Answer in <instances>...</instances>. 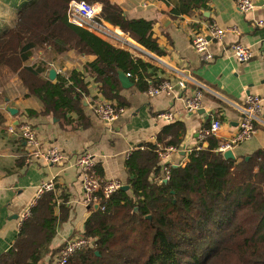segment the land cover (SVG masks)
Here are the masks:
<instances>
[{"label": "trees", "instance_id": "trees-1", "mask_svg": "<svg viewBox=\"0 0 264 264\" xmlns=\"http://www.w3.org/2000/svg\"><path fill=\"white\" fill-rule=\"evenodd\" d=\"M70 1L34 0L19 10L15 24L0 34V73H17L28 93L41 100L44 113L62 116L79 110L87 93L84 72L108 97L118 91V70L137 89L147 90L152 66L69 23ZM83 1L101 2L106 21L157 52L151 21L126 17L111 0ZM205 1L177 0L170 12L187 13L205 7ZM36 48L48 49L49 60L68 50L93 59L84 63L83 71L75 69L52 81L42 76L47 61L26 64ZM212 138L205 140L207 146L192 147L183 164L169 166L166 181L160 174L158 143L131 154L126 162L130 193L119 189L100 199L82 234L94 247L78 250L68 264H264V150L248 159L225 158L215 151ZM54 205L50 192L37 199L12 245L0 255V264H37L59 218Z\"/></svg>", "mask_w": 264, "mask_h": 264}, {"label": "crops", "instance_id": "crops-1", "mask_svg": "<svg viewBox=\"0 0 264 264\" xmlns=\"http://www.w3.org/2000/svg\"><path fill=\"white\" fill-rule=\"evenodd\" d=\"M33 1L0 0V34L11 28L19 10ZM111 1L122 8L126 17L152 22L157 52L149 51L165 66L137 58L152 66L145 80L148 87L167 81L170 89L150 95L134 84L123 88L118 79L119 88L113 98L105 96L100 90V83L84 72L87 93L82 98L80 111L77 110L79 113L71 111L62 116L59 113H44L43 103L37 96L28 93L18 74L4 71L0 76V255L12 245L20 227L21 213L45 193L36 198L38 187L49 180H53L54 189L46 193L53 194L55 214L59 218L37 264H54L63 242L75 234H84L86 221L96 209L82 203L80 177L74 165L79 153L87 151L95 156L99 176L116 178L129 186L127 159L131 154L145 150L128 155L130 147L149 143H158L159 147L175 146L166 142L176 141L178 152L159 162L162 174L164 165L177 166L185 162L188 150L197 145L199 129L218 119L221 127L217 136L212 138L218 146L237 130L240 113L236 105H241L248 95L264 97V27L256 24L257 20H264V0H253L254 3L259 1L260 5H254L246 13L238 9L235 0H206L205 7L200 6L183 14L170 12L177 0H171L170 4L164 0ZM211 23L224 28L236 27L238 32L228 33L224 41L226 44L240 42L247 45L251 57L245 62H238L229 53L223 52L218 43L212 42L210 50L214 54L213 59L201 62L191 47V33L204 30ZM36 49L40 59L47 61L49 66L42 74L47 78L50 68L55 69L56 77H68L75 69L83 71L84 63L93 59L92 56L68 50L64 55L53 54L52 59L46 60L41 55L45 48ZM59 69L62 74H58ZM174 69L182 71L185 78H180ZM197 90L202 91L201 107L197 112H188L184 108V100ZM97 99L113 102L124 107V111L112 123H104L91 109L92 101ZM7 107L16 109V112L9 113ZM28 110L36 113L29 115ZM168 110L175 115L173 121L167 122L157 116ZM21 123H27L34 129L41 150L50 146L61 149L64 161L50 164L41 157L29 154L25 141L7 130L11 124ZM173 124L175 130L169 128ZM179 127L180 132L176 131ZM157 136L161 138L158 142ZM261 149L264 150V101L255 134L232 151L235 158L248 159Z\"/></svg>", "mask_w": 264, "mask_h": 264}, {"label": "built area", "instance_id": "built-area-1", "mask_svg": "<svg viewBox=\"0 0 264 264\" xmlns=\"http://www.w3.org/2000/svg\"><path fill=\"white\" fill-rule=\"evenodd\" d=\"M236 6L240 11L246 13L254 7L253 0H235ZM103 4L99 1L86 2L83 0H71L67 7V21L71 24L82 27L101 39L105 40L114 47L123 49L131 53L135 57L152 60L161 65L162 62L154 56L149 49L134 40L129 34L124 33L114 25L106 21L102 14ZM258 26L264 27V20H257ZM229 32H237V28L232 26L228 28L220 27L215 23L209 24L206 29L191 33L190 44L193 50L198 54L201 62H209L213 59L214 54L210 50V44L216 42L221 46L225 53H229L238 62H245L251 57V50L245 44L233 42L226 44L224 38ZM58 72H62L61 69ZM174 72L180 78H185L182 71ZM180 85L185 86L184 82L179 81ZM170 89V84L167 81L160 82L156 85H150L147 92L150 95H156ZM202 91L197 90L192 96L184 100V108L188 112H197L201 107ZM264 97L258 95H248L241 105H236V109L240 113V118L237 123L236 132L229 138L221 141L215 151L224 152L232 150L236 145H239L249 140L256 131V124L260 121L261 104ZM93 113L104 123L110 124L115 121L124 109L113 102L106 100H94L91 103ZM159 118L171 122L174 120V113L170 110L160 112L157 115ZM221 127L218 119H213L207 127L199 129L197 132L196 148H201V144L206 143L205 140L209 137L217 136ZM8 132L20 137L29 147V154L41 157L44 161L50 164H61L65 155L61 149L56 146H50L44 151L41 150V144L37 139L34 129L27 123L19 125H9ZM144 145H136L129 148L127 154L143 149ZM157 153L160 160H165L172 154L178 152L175 146L158 147ZM191 149L188 150L190 152ZM74 165L78 170L80 184L82 190V203L87 206L100 204V199H108L113 193L121 189L123 183L116 178H104L97 174V160L90 152L79 153ZM162 179L166 181L169 177V166H163ZM54 189L53 180L41 183L36 192V198L46 191ZM34 205H29L20 215V223L29 216L30 208ZM104 207H101L103 209ZM85 237L74 235L67 238L60 247L55 258L54 264H68L70 258L78 250L87 249L91 246Z\"/></svg>", "mask_w": 264, "mask_h": 264}, {"label": "water", "instance_id": "water-1", "mask_svg": "<svg viewBox=\"0 0 264 264\" xmlns=\"http://www.w3.org/2000/svg\"><path fill=\"white\" fill-rule=\"evenodd\" d=\"M254 5H260V2H259V1H256V2L254 3ZM117 73H118V79H119L120 84H121V86H122L123 88H129V87L132 86L133 83L131 82L129 76H128L125 72H123L122 70H118ZM56 74H57V73H56L55 69H54V68H50L49 71H48V78H49L50 80H53V79L56 77ZM6 109H7V111H8L9 113H11V114H14V113L16 112V109L11 108V107H7ZM223 156H224L225 158H232V159L235 158V155H234V153H233L232 150L224 151V152H223ZM128 188H129V186H128L127 184H125V185H123V186L121 187L122 190H128ZM94 207H95V209H97V205H96V204L94 205ZM136 210H137V209L135 208V211H136ZM147 217L150 218V216H147ZM96 254H97V253H96Z\"/></svg>", "mask_w": 264, "mask_h": 264}, {"label": "rangeland", "instance_id": "rangeland-1", "mask_svg": "<svg viewBox=\"0 0 264 264\" xmlns=\"http://www.w3.org/2000/svg\"><path fill=\"white\" fill-rule=\"evenodd\" d=\"M41 55H43L44 57H45V59L46 60H48L49 58H50V53L47 51V50H45L44 49V51L42 52V54ZM73 58H74V56H72ZM64 59V58H63ZM39 60H41L40 59V57H39V55H38V53H37V49H34L33 50V53H32V57L26 62V64L28 63V64H32V63H36V62H38ZM61 61H63L64 62V60H62L61 59ZM3 74V72L2 73H0V76ZM92 246L94 247V243L92 244Z\"/></svg>", "mask_w": 264, "mask_h": 264}, {"label": "bare ground", "instance_id": "bare-ground-1", "mask_svg": "<svg viewBox=\"0 0 264 264\" xmlns=\"http://www.w3.org/2000/svg\"><path fill=\"white\" fill-rule=\"evenodd\" d=\"M238 32V31H237ZM237 32H234V34H236ZM229 33H233V32H229ZM61 72H58V74H60ZM62 74V73H61ZM98 100V99H97ZM94 101V100H93ZM122 107V106H120ZM124 109V107H122ZM123 186V185H122ZM97 205V208L99 207V204H96ZM94 206V205H93ZM101 208V207H100ZM75 235H78V236H82V234H75ZM74 236V235H73ZM88 240V239H87ZM89 242H91L90 240H88Z\"/></svg>", "mask_w": 264, "mask_h": 264}]
</instances>
